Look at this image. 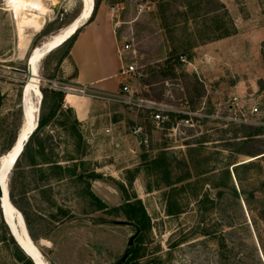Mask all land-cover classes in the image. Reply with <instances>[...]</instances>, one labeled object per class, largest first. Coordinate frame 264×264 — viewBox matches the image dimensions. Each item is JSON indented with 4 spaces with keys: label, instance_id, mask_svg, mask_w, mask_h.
Returning a JSON list of instances; mask_svg holds the SVG:
<instances>
[{
    "label": "rangeland",
    "instance_id": "rangeland-1",
    "mask_svg": "<svg viewBox=\"0 0 264 264\" xmlns=\"http://www.w3.org/2000/svg\"><path fill=\"white\" fill-rule=\"evenodd\" d=\"M82 5L42 0L47 14L37 29L35 14L16 16L0 0V158L10 153L27 117L30 53L71 24ZM105 10L118 44L129 41L136 53L126 61L137 68L129 79L136 95L157 102L173 97L165 101L173 107L187 100L202 117L194 120L195 130L177 135L167 125L145 148L126 137L116 143L117 135L97 138L98 128L119 120L110 137L130 135L136 125L152 128L145 113L102 103L92 110L109 117L86 124L77 119L78 140L55 113L57 92L63 93V111L67 95L80 94L62 63L71 42L46 52L38 73L48 125L6 179L17 205L8 199L15 230L26 229L49 264H116L126 253L129 262L136 247L139 264H264V128L235 121L233 106L235 97L262 86L264 0H102L96 16ZM176 56L189 64L172 75L165 60ZM28 96L38 106L44 93L40 100L33 91ZM128 199L141 201L150 220L140 247L135 238L128 248L136 235L126 218ZM11 236L0 207V264H26Z\"/></svg>",
    "mask_w": 264,
    "mask_h": 264
},
{
    "label": "built area",
    "instance_id": "built-area-1",
    "mask_svg": "<svg viewBox=\"0 0 264 264\" xmlns=\"http://www.w3.org/2000/svg\"><path fill=\"white\" fill-rule=\"evenodd\" d=\"M144 5H139L137 11L144 12ZM117 53L121 61V69L117 76L120 83L119 90L114 95L96 94L88 88L79 90L82 95L91 97L92 99L106 103H119L128 107L129 110L139 114L145 113L147 121L152 126L149 131L146 125H136L130 131V137L139 146L148 148L153 133L164 129L167 125H172L168 130L175 135L181 134L186 129L195 130L197 128L194 120L202 117L199 112L194 111L191 104L187 100L180 101L179 107H173L165 101L173 100V97L166 96L164 102H157L150 98L139 97L133 91L132 86L129 84V79L133 73L137 71L134 63H127L129 57L135 55L133 45L129 42H123L117 45ZM180 62L189 64L186 56H180ZM235 108V121L241 124H248L258 128H264V79L261 87L252 90V93L245 94L243 97L233 99ZM113 128L106 127L97 130V138L110 137ZM96 134V135H97ZM90 144L96 140V136L92 134Z\"/></svg>",
    "mask_w": 264,
    "mask_h": 264
},
{
    "label": "crops",
    "instance_id": "crops-1",
    "mask_svg": "<svg viewBox=\"0 0 264 264\" xmlns=\"http://www.w3.org/2000/svg\"><path fill=\"white\" fill-rule=\"evenodd\" d=\"M219 2L221 4V1ZM79 29L80 32L62 62L65 66L64 68H66V73L68 76H72L76 72V76H74L72 81L74 87L79 90L88 88L96 94H116L120 86L117 76L122 63L117 53L118 33L114 20L105 10L99 12L92 22H87ZM71 95L72 98L69 101L66 99V101L80 123L86 124L97 118H103V115L109 117V114L97 115L92 110L93 106L102 105V102H98L81 93L79 95ZM118 124H122V121L119 120L117 123H112V127L114 128ZM113 131L115 132V130ZM119 132L112 137L106 136L103 138H112L111 140H114L115 135H117L120 140L118 139L116 143L120 144L121 141H124V137H126L128 142L130 139L132 140L130 135H124V133Z\"/></svg>",
    "mask_w": 264,
    "mask_h": 264
},
{
    "label": "bare ground",
    "instance_id": "bare-ground-1",
    "mask_svg": "<svg viewBox=\"0 0 264 264\" xmlns=\"http://www.w3.org/2000/svg\"><path fill=\"white\" fill-rule=\"evenodd\" d=\"M5 1H6L7 6L9 8H12L13 11L16 13V16H19L22 12L35 14V16H34L35 28H37V29L42 28L43 20L45 19L44 17L47 14V10H45V9L41 10L42 0H5ZM82 3H83L82 11L79 14V16L71 24H69L67 27L63 28L58 33L52 35L49 39L45 40L41 45L36 47L35 50H33L28 57V63H29V60L31 58V64L30 65H31V69H32L33 74L27 78L26 84H25L24 89H23V93H24V95H23V115L25 116L24 111L26 109V104L28 103L27 113H26L27 117L25 116L26 117L25 123H24V125H23V127L19 133L18 143L14 146L13 150L11 149V151L8 155L0 158V169H2V170L4 169V171L0 173V181H1V184L3 187V192H4L2 201H0V207L2 204V206H3V207H1L2 215H3V213H5V215L8 219H10L9 215H10V212L12 213V211L10 209L11 207L9 208V206H8V199L10 198L9 197L10 195L9 194L7 195V180H6L7 177L6 176H7L8 170L11 169L12 165H13V167H12L11 171L14 169L17 160L20 158L21 154L23 153V150H22V152L19 154V152L21 151L22 146H23V140L27 138L28 133L31 132V130L34 129L36 127V124H37V115H38L39 105L37 106V105H35V103L31 104V99L29 98L28 94H30V92L33 91L34 97L38 98L39 100L41 98L42 93H41V88H40V76L38 73V66H39L40 62L42 61V59L44 58L46 52L50 54L54 50H56L59 47H61L62 45H64L67 41H69L75 35V33L77 32V30L80 27H82L84 24L89 22V20L91 19L93 12H94L95 1L94 0H82ZM36 14L38 16H36ZM35 17L36 18L39 17V18L36 20ZM23 29L24 28L19 26V32L22 34H23ZM24 34H25V32H24ZM71 98H72L71 94H68V96L66 97V99H68L67 101H69ZM39 103H40V101H39ZM36 129H37V127H36ZM36 129L34 130V132L36 131ZM34 132L30 135V137L34 134ZM29 138L26 140L27 143L29 141ZM17 154H19V156L15 160ZM13 161H14V163H13ZM9 209H10V211H9ZM15 214L16 213H12V215L15 216V217L14 216H12V217H13L14 221H18V220H16ZM3 218H4V216H3ZM10 222H12L11 225H12L13 231L17 235L18 241L20 243H22V245L28 251V252H25L18 245L21 248V250L25 253V255L27 257H29L28 256L29 254H27V253H30L31 255L37 257L38 258L37 259L38 264H49L47 262V260L40 254L39 250L36 248V246L33 244L31 239L29 238L27 230L24 229V234H22L21 232H18L15 230V227L13 226V224H14L13 220L10 219Z\"/></svg>",
    "mask_w": 264,
    "mask_h": 264
},
{
    "label": "trees",
    "instance_id": "trees-1",
    "mask_svg": "<svg viewBox=\"0 0 264 264\" xmlns=\"http://www.w3.org/2000/svg\"><path fill=\"white\" fill-rule=\"evenodd\" d=\"M100 1H102V0H97V2L95 4V7H94L93 15H92L91 19L89 20V22H92L94 20V18L96 16V13H97L98 4H99ZM79 32H80V29L69 40L71 42V45L74 42V40L76 39V37H77V35H78ZM222 36L223 37H228L229 34H224ZM182 64L183 63L180 62V58L177 57V56L176 57H170V58H168V59L165 60V65L168 67L169 72L171 71L170 73L172 75H174L175 71L178 69V67H181ZM74 76H76V72L74 73L73 78H74ZM41 92L44 93V99H43V104H42V107H41L40 119H39V123H38L37 129H36L35 133L30 137V139H29V141H28V143L26 145V148L24 149V151L21 154L20 158L17 160L16 165H15V168L18 167L21 158L26 153V151L28 149V146H29L30 142L33 140V138L35 137V135H37V133L40 131V129H42L45 126L48 125V121L45 118V115L43 114L46 93L43 90H41ZM56 95L58 97V104H57V107L55 109V113L56 112H59L60 113V116H62V117L65 118V121H63V123H60L59 126L62 127V128H65L66 131H69L70 126L72 125L71 134H74V136L76 138H78V140H81V136L77 135V132H76V129H75L76 125L79 122H78V120L76 118V115L74 114V111L71 108H69L67 111H63V109H62L63 93L57 92ZM11 148L7 152H9L11 150ZM132 181H133V178H131L129 180V184H132ZM9 195H10V199H11L12 203L17 207V205L15 203V199H14L13 193L10 192ZM125 209H126L125 212H126V218H127V220H129V222H131L132 224H134V226H136V235H135V238L137 239V242H138L139 247H140V244L143 243L142 239H143L144 233L146 232V230L150 226V220H149V218L147 216V213H146L145 208L142 206L141 201H138V202H136V203L133 204L128 199V200H126V203H125ZM23 216L25 218V222H26L28 231H29L32 239L34 240V237H33L32 233H31L30 224H29V221H28L25 213H23ZM10 238L13 241V243H15L14 239L12 237H10ZM138 251H139L138 250V247L134 248L133 251L130 253V254H132V259H130L129 262H128V259H126V261H124L122 264H139V260H140L139 258L140 257H138ZM28 258L26 260V264H33L32 261H31V259L30 258L28 259Z\"/></svg>",
    "mask_w": 264,
    "mask_h": 264
},
{
    "label": "water",
    "instance_id": "water-1",
    "mask_svg": "<svg viewBox=\"0 0 264 264\" xmlns=\"http://www.w3.org/2000/svg\"><path fill=\"white\" fill-rule=\"evenodd\" d=\"M3 1H5V0H3ZM31 58H30V60H29V63H28V67H27V78L28 77H30L33 73H32V69H31ZM23 95H24V93H23ZM44 98V97H43ZM43 98L40 100V103H39V107H38V115H37V124H36V127L38 126V123H39V119H40V112H41V107H42V103H43ZM25 119V117L23 116V120ZM36 127L34 128V129H32L31 130V132H29L28 133V135H27V138L26 139H24L23 140V146H22V149H21V151L19 152V154L22 152V150L24 151V149L26 148V145H27V139L30 137V135L34 132V130L36 129ZM35 133V132H34ZM30 139V138H29ZM18 141H19V136L16 138V140L14 141V143H13V146H12V150L14 149V146L18 143ZM19 154H17V156H16V158H15V160L17 159V157L19 156ZM264 156V155H263ZM262 156V157H263ZM259 158H261V157H259ZM14 160V161H15ZM14 161H13V163H14ZM12 167H13V165H12ZM12 167H11V169H12ZM15 168V167H14ZM11 169L10 170H8V173H7V179L9 178L8 176L12 173V171H11ZM14 170V169H13ZM4 171V169L2 170V169H0V173L1 172H3ZM3 187H2V184H1V181H0V201H2V198H3ZM1 207H3L2 206V204H1ZM3 216H4V221H5V224L7 225V227L9 228V230H10V232H11V237L14 239V241L15 242H17L18 243V245L25 251V252H28L27 251V249L22 245V243H20L19 241H18V238H17V235H16V233L13 231V228H12V225L9 223V221H8V219H7V217H6V215H5V213H3ZM23 222H24V220H23ZM25 225V224H24ZM19 227H20V225H19ZM134 239H135V236H133V237H131V239H130V241H129V244H128V248H130L132 245H133V242H134ZM27 254H29L28 256H29V258H31V260H32V262H33V264H38L37 263V257H35V256H33V255H31L30 253H27ZM127 257H128V253H126L119 261H118V263H116V264H122L124 261H126V259H127Z\"/></svg>",
    "mask_w": 264,
    "mask_h": 264
}]
</instances>
